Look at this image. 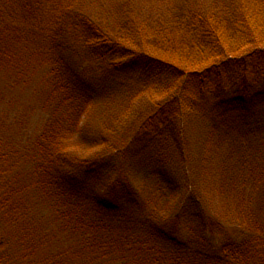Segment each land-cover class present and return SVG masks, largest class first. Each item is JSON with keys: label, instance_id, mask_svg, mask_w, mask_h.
<instances>
[{"label": "trees", "instance_id": "trees-1", "mask_svg": "<svg viewBox=\"0 0 264 264\" xmlns=\"http://www.w3.org/2000/svg\"><path fill=\"white\" fill-rule=\"evenodd\" d=\"M99 1L104 10L95 12L88 0H0V34L5 20H20V34L31 38L26 29L38 30L50 55L54 46L70 51L73 41L109 71L136 75L144 86L171 74L165 92L176 95L128 125L130 136L109 127L113 142L105 134L96 141L102 152L76 154L70 143L90 125L94 89L65 58L45 55V121L20 145L0 135V264H264V152L240 154L208 180L210 147L190 158L179 122L183 95L217 99L212 131L249 133L254 126L249 117L264 106V43L241 55L226 52L232 37L259 38L245 0H225L210 13H186V0H168L192 34L186 45H172L169 58L166 48L155 57L129 44H136L129 28L145 26L132 16L139 12L131 0L114 10L128 16L126 37L115 31L107 1ZM191 52L199 58L184 63ZM7 55L0 49L2 65ZM125 150L151 163V185L135 186L117 165ZM15 157L30 164L27 177L10 169ZM177 158L182 183L172 168Z\"/></svg>", "mask_w": 264, "mask_h": 264}, {"label": "rangeland", "instance_id": "rangeland-1", "mask_svg": "<svg viewBox=\"0 0 264 264\" xmlns=\"http://www.w3.org/2000/svg\"><path fill=\"white\" fill-rule=\"evenodd\" d=\"M106 1L107 8L112 9L111 18L115 19V31L119 32L121 37H126L127 31L122 28V24L128 16L120 15L118 12L114 13V10L120 7L124 0ZM131 1L135 5L134 9L139 12L132 16L141 25H145L140 29L129 28V31L131 29L134 31L136 37V44L129 43L132 48L142 47L145 52L155 57H160L159 54L166 48L169 58L172 45H186V34H192L188 33L189 29L183 25L185 19H180L185 14L179 16L178 13L173 12L175 10L173 3L168 0L166 3L164 0ZM224 2L225 0H186L181 5H187L186 13L190 10L210 13L216 8H221ZM101 3L102 1L99 0H88L87 5L92 8L91 11H103V6L99 5ZM245 3L248 16L254 23V33H258L259 38L255 42L250 41V38L249 43L247 41L242 43L239 41L240 38L232 37L226 42L228 56L244 54L257 46L263 47L264 42L260 40V37L264 35V0H245ZM144 19H149V21H145L146 24H144ZM1 28L0 49L6 50L9 61L7 60L8 63L5 61L3 65L0 62V135L10 141L9 143L20 145L22 140L26 141L29 137L35 136L46 119L42 104L46 97L48 84L44 76L48 71L47 67L51 65L43 63L45 55L54 59L65 58L94 89L93 116L92 119L87 120L90 125L85 132L70 143L71 150L76 154L93 156L102 152L103 148L100 149L96 141L99 136L105 134L109 137V141L113 142L110 134L107 133L109 127L117 128L121 136H130L131 133H126L128 125L136 126L176 95V91L165 92L172 83L169 73H167L166 81H151L149 86H144L136 75L109 71L101 61L83 49L81 50L73 41L70 51L61 52L60 48L54 46L56 53L53 52V55H50L47 47L50 42L38 30L26 29L31 34V38L20 34V20L17 22L5 20ZM18 36L21 37L18 38ZM173 55L171 54L170 57ZM183 58L180 56L179 63ZM198 58L191 52V59L184 58L183 62L189 63ZM181 98L182 113L179 122L183 128V137L187 151L190 153L189 157L198 160L201 155H204L206 147H210L212 153L213 161L210 164L213 167L208 168V180L211 179V171L214 173V170L220 169V166L228 160H235L243 153L264 152V106L258 107L253 116L249 117L254 123L249 133L245 130L234 129L224 133L221 130H211V124L214 121L212 110L217 99L205 97L201 100H192L189 97L185 99L183 95ZM233 123L243 124L237 117H234ZM119 139L121 138L116 137V140ZM115 161L117 165L124 166L127 176L135 186L144 187L145 184L153 183L154 176L150 175L152 167L150 162L142 158L138 161L132 160L128 150ZM12 162L10 168L12 172L18 176L22 175V178L27 177L26 173L30 170V164L16 157ZM172 168H174L178 182L182 183L180 174L182 165L179 158L176 159ZM217 209L214 214L220 213L221 209L218 205Z\"/></svg>", "mask_w": 264, "mask_h": 264}]
</instances>
